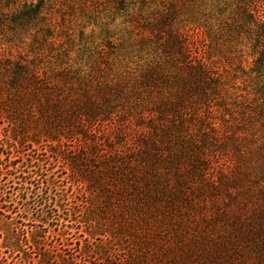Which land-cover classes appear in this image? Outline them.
Returning <instances> with one entry per match:
<instances>
[{
  "label": "trees",
  "instance_id": "1",
  "mask_svg": "<svg viewBox=\"0 0 264 264\" xmlns=\"http://www.w3.org/2000/svg\"><path fill=\"white\" fill-rule=\"evenodd\" d=\"M46 2L0 0V129L14 169H31L14 192L0 181V264H79L46 243L56 231L71 246L55 221L102 237L83 250L102 264H264V0H81L121 21L87 61L44 22ZM245 42L252 67L233 75L222 62ZM44 142L88 188L83 209L47 159L20 156ZM14 195L31 231L6 217Z\"/></svg>",
  "mask_w": 264,
  "mask_h": 264
},
{
  "label": "rangeland",
  "instance_id": "2",
  "mask_svg": "<svg viewBox=\"0 0 264 264\" xmlns=\"http://www.w3.org/2000/svg\"><path fill=\"white\" fill-rule=\"evenodd\" d=\"M44 12L46 13L44 22L48 25L52 24L58 35L64 39V42L61 43H64L66 48L74 50L72 56H83V61H87L91 55L95 56L101 47L106 45L109 41L105 40L106 37L112 34L111 38H113L116 31L119 30L117 24L121 22L118 20L114 25L104 26L107 21L104 16L94 12V9L85 10L81 5V0H48V2L44 5ZM32 32L34 36L33 43L42 42V47H45L46 40L51 30H46L44 26H41L39 29L33 30ZM249 44V42H245L243 46L238 47L237 53L234 55L236 58L235 62H233L234 64H231V61L227 59V61L223 60V65L221 66L230 70L233 75L237 74L239 76H244V73H249L250 68L252 67L250 65L253 64V59H249L248 57V54L250 53V48H248ZM234 52H236V50ZM122 55V60H128L126 50H123ZM241 59L248 61L244 63V69L239 67L242 65L239 64ZM108 63L109 60H107L104 66L106 71L109 69L107 68ZM115 67L118 69L120 64L115 65ZM8 134L9 130L7 128L3 130L0 129V181H2L3 184H6L7 191L14 192L12 187L18 186V183L21 181V176H25V174H22V171L27 172L31 169L27 170L26 168H21L18 171L14 169L16 166L22 165V160L14 158L19 155V153H14L12 150V142L6 137ZM62 149L66 151L68 147L66 146ZM47 150H49V144L44 142L40 147L24 148L20 156L31 155L34 159L38 157L47 159L48 161L44 162L43 166L48 170L49 174L58 179V194L69 197L68 210H70L73 206H78L83 209L90 197L86 192L88 188L79 186L78 182H74L72 170L65 163V161L59 158L56 154L49 152L47 154ZM11 198L12 202L10 205L6 204L5 206L7 209L10 206L13 211L12 213H6V217L10 221L15 220L20 227L25 225V229L31 231V226L35 224L31 221L32 219L34 220V209L29 215V213L24 212L25 210L23 205L19 203L20 198L16 199L15 195ZM3 212H5V209ZM67 214H69V212L63 215L64 218H67ZM81 216L83 217L84 215ZM65 227H67L70 234L69 238L71 241H69V243L71 246L69 248L64 247L62 239L58 237V233L55 231H59L61 229L66 230ZM48 230L55 231V233L53 232L48 236V239L46 240L47 244H54L59 248H63L65 253L69 256H74L78 260L79 264H102V262L97 259L95 254L86 256L83 252L85 246L95 248L98 244L102 243L103 239L102 237H97V239L99 238L98 240L89 239L86 231L90 229L86 223H79L75 221H62L59 223L58 221H55V225L52 228L50 227ZM2 242H4L3 237L0 238V248L2 246ZM2 255L6 254L3 252Z\"/></svg>",
  "mask_w": 264,
  "mask_h": 264
}]
</instances>
